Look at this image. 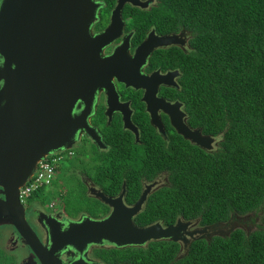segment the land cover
<instances>
[{
	"label": "trees",
	"instance_id": "1",
	"mask_svg": "<svg viewBox=\"0 0 264 264\" xmlns=\"http://www.w3.org/2000/svg\"><path fill=\"white\" fill-rule=\"evenodd\" d=\"M148 15L155 26L191 32L190 47L176 58L181 99L219 142L212 152L184 139L167 148L169 184L149 195L135 221L231 220L249 230L194 240L185 250L171 240L151 241L130 255L135 264H264V0H158ZM127 169L130 187L132 177L158 170L148 162L113 165L103 177Z\"/></svg>",
	"mask_w": 264,
	"mask_h": 264
},
{
	"label": "flooded vegetation",
	"instance_id": "2",
	"mask_svg": "<svg viewBox=\"0 0 264 264\" xmlns=\"http://www.w3.org/2000/svg\"><path fill=\"white\" fill-rule=\"evenodd\" d=\"M140 1L142 5L125 1L119 7V0H93L95 17L90 33L96 38L109 32L106 37L110 41L103 47L102 57L117 55L111 60L120 64L114 65L116 68L121 66L125 70H137L146 78L153 74L164 77L162 83L147 80L142 84L151 86L157 99L175 105L171 109L178 112L181 121L191 131H199L202 136L214 138L194 122L181 99V71L175 67L176 58L180 49L187 50L190 47L191 32L167 24L155 26L148 13L158 5V0ZM65 3L70 5L71 2ZM150 36L153 40L176 36L179 42L155 47L147 56L138 55L137 49ZM111 86L116 96L111 95L109 98L105 89L97 90L88 105L82 101L75 105L76 113L83 110L87 112V126L96 137L93 138L84 128L82 132L78 131L77 141L71 148L62 149L70 151L69 155H63V159H76L78 166L72 165L65 169L59 164L50 185L39 187L25 198L20 195L12 210L5 204L6 195L0 192V264H135L130 253L142 245L119 246L106 240L75 244L70 242L72 233L77 224L87 220L101 221L112 214L114 207L106 203L105 199L117 200L122 196V205L132 209L148 188L149 192L138 207V213L133 215V221L139 227L151 225L137 224L135 218L145 211L149 195L169 184V173L164 162L168 159L165 150L179 146L181 139L194 143L178 132L164 106L148 105L143 85H127L114 77ZM126 115H129L137 134L134 129L125 126ZM153 116L156 123L152 121ZM218 142L219 139L214 140L210 149L194 145L212 152ZM101 155L106 156L101 157L104 160L99 159ZM147 162L149 167L158 170L151 175L143 171L132 177V187L128 186L132 173L129 171L126 174L128 169L122 171L121 177H103L102 171H109L107 169L113 165L139 166ZM138 181L140 186L137 185ZM11 217L20 222L19 227L9 219ZM192 222L187 231L195 234L193 237L187 234L188 245L194 240H209L214 236L209 229L208 232L199 230L208 226L201 225L200 219ZM155 223L167 226L162 222ZM207 233L210 234L209 238H200L207 236ZM178 243L182 250L187 249L188 245L185 247L184 243Z\"/></svg>",
	"mask_w": 264,
	"mask_h": 264
},
{
	"label": "water",
	"instance_id": "3",
	"mask_svg": "<svg viewBox=\"0 0 264 264\" xmlns=\"http://www.w3.org/2000/svg\"><path fill=\"white\" fill-rule=\"evenodd\" d=\"M66 1H70V5ZM119 1V7L125 1L143 4L140 0ZM94 10L93 0H0V192L6 195L5 204L9 210L16 207L21 188L33 176L42 159L71 148L77 141L78 131L82 132L84 128L96 138L87 126V112L76 113L75 105L78 101L88 105L97 90L105 89L109 98L116 96L111 86L114 77L127 85H143L148 105L164 106L172 124L185 139L202 148H212L215 138L191 131L178 112L171 109L175 105L157 99L153 88L142 84L147 80L162 83L164 77L153 74L146 78L137 70L116 68L114 65L120 64L111 60L117 55L102 57L101 51L110 41L106 37L109 32L96 38L91 35ZM178 42L176 36L155 40L150 36L137 49V54L147 56L155 47ZM152 121L156 123L154 116ZM125 126L137 134L129 115L125 116ZM148 192L149 188L132 209L122 205V196L117 200L105 199L114 207L112 214L101 221L87 220L77 224L70 242L106 240L121 246L145 245L165 239L184 243L186 247L187 234L191 237L195 234L187 231L193 222L178 219L167 226L154 223L144 227L134 223L133 215L138 213ZM9 219L20 226L18 220ZM238 227L249 230L246 225L238 221L231 223V220L199 230L208 232L209 229L213 235H224ZM209 235L200 238H209ZM180 257L182 255L177 256Z\"/></svg>",
	"mask_w": 264,
	"mask_h": 264
},
{
	"label": "built area",
	"instance_id": "4",
	"mask_svg": "<svg viewBox=\"0 0 264 264\" xmlns=\"http://www.w3.org/2000/svg\"><path fill=\"white\" fill-rule=\"evenodd\" d=\"M64 151H56L47 156L46 159H42L36 168L35 173L26 183L21 190V196L23 198L30 195L31 192L37 190L39 187L48 186L52 183L56 169L63 159ZM68 155L70 151H67Z\"/></svg>",
	"mask_w": 264,
	"mask_h": 264
},
{
	"label": "rangeland",
	"instance_id": "5",
	"mask_svg": "<svg viewBox=\"0 0 264 264\" xmlns=\"http://www.w3.org/2000/svg\"><path fill=\"white\" fill-rule=\"evenodd\" d=\"M62 163V165L61 166H63L62 168H68L69 166H78L79 165V163H78V161L76 160V159H72V160H67V161H63V162H60V164ZM62 173H63V171H62ZM192 226H194V225H192Z\"/></svg>",
	"mask_w": 264,
	"mask_h": 264
}]
</instances>
